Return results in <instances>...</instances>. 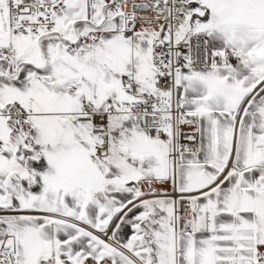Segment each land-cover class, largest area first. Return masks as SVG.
Instances as JSON below:
<instances>
[{"label": "snow or ice", "instance_id": "snow-or-ice-1", "mask_svg": "<svg viewBox=\"0 0 264 264\" xmlns=\"http://www.w3.org/2000/svg\"><path fill=\"white\" fill-rule=\"evenodd\" d=\"M0 264H264V0H0Z\"/></svg>", "mask_w": 264, "mask_h": 264}]
</instances>
